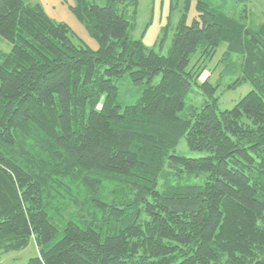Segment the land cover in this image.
Masks as SVG:
<instances>
[{
    "label": "trees",
    "instance_id": "trees-1",
    "mask_svg": "<svg viewBox=\"0 0 264 264\" xmlns=\"http://www.w3.org/2000/svg\"><path fill=\"white\" fill-rule=\"evenodd\" d=\"M138 5L77 0L94 51L39 4L0 0V255L34 242L26 264H264V25L201 2L164 56L129 36ZM223 43L242 73L229 88L253 90L219 111L201 78ZM124 78L141 86L127 104ZM193 86L209 98L186 111ZM181 139L208 155L176 154ZM184 174L204 183H170Z\"/></svg>",
    "mask_w": 264,
    "mask_h": 264
},
{
    "label": "rangeland",
    "instance_id": "rangeland-1",
    "mask_svg": "<svg viewBox=\"0 0 264 264\" xmlns=\"http://www.w3.org/2000/svg\"><path fill=\"white\" fill-rule=\"evenodd\" d=\"M27 3L39 4L47 16L58 22L67 24L76 35V42H83L92 50L99 49L98 41L93 37L84 24L80 22L73 13L72 7L77 0H24ZM188 1V2H187ZM89 2L104 7L108 0H89ZM207 4L211 9L227 13L228 15L241 17L247 27L255 28L264 25V0H139L138 14L132 19V8L126 10V19L131 23L129 36L134 40H140L148 49H153L161 55H167L177 26L186 16V24L191 25L201 12L198 10L200 3ZM245 11V13H244ZM12 45L0 38V49L6 52L11 50ZM227 44L223 43L218 48L213 58L206 63L207 70L202 75L201 81L204 82L211 76L210 82L217 86L216 97L219 100V111L233 108L244 96H246L253 87L250 83H241L233 88V85L242 75L238 68L232 70L229 60L222 61L225 58ZM195 58L192 60L194 63ZM160 76L156 77L158 81ZM120 99L123 104L131 103L140 93L141 86L131 84L127 78L120 81ZM209 98L204 96L203 91L193 86L191 93L186 101V111L191 107L201 108L205 100ZM185 111V112H186ZM176 154L187 158H202L208 155L207 151H193L185 141L181 139L176 149ZM204 175L188 176L186 174L179 177H171L170 183L185 185H201L204 183ZM163 180L160 185L162 186ZM37 255V247L34 242L24 250L0 255V264H26L31 258Z\"/></svg>",
    "mask_w": 264,
    "mask_h": 264
}]
</instances>
